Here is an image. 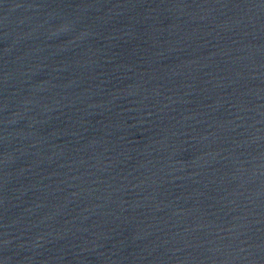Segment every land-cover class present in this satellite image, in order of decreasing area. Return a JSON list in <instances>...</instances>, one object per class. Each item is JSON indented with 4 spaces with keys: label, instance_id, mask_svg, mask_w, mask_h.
<instances>
[{
    "label": "water",
    "instance_id": "95a60500",
    "mask_svg": "<svg viewBox=\"0 0 264 264\" xmlns=\"http://www.w3.org/2000/svg\"><path fill=\"white\" fill-rule=\"evenodd\" d=\"M0 264H264V0H0Z\"/></svg>",
    "mask_w": 264,
    "mask_h": 264
}]
</instances>
